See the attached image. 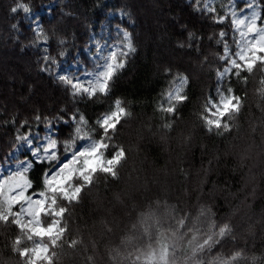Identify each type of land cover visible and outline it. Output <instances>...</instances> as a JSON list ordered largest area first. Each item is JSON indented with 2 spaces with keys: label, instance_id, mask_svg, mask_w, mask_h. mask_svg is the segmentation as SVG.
<instances>
[{
  "label": "clouds",
  "instance_id": "clouds-1",
  "mask_svg": "<svg viewBox=\"0 0 264 264\" xmlns=\"http://www.w3.org/2000/svg\"><path fill=\"white\" fill-rule=\"evenodd\" d=\"M218 2L116 0L105 79L85 66L93 21L77 0H41L55 18L32 38L0 29L20 55L59 49L33 69L56 94L0 96V264H264L262 5ZM34 124L59 129L43 155L24 147Z\"/></svg>",
  "mask_w": 264,
  "mask_h": 264
},
{
  "label": "trees",
  "instance_id": "trees-1",
  "mask_svg": "<svg viewBox=\"0 0 264 264\" xmlns=\"http://www.w3.org/2000/svg\"><path fill=\"white\" fill-rule=\"evenodd\" d=\"M17 2V0H0V29L8 31L12 23H17V29L12 30L14 33L19 34L21 39L25 37L32 38L35 33L32 31V25L27 17V14L19 9L16 13H10V8ZM25 3L28 0H24ZM37 5L41 3V0H33ZM50 0H43V3H49ZM225 6L230 7V0H222ZM98 4V7L95 6ZM116 0H77V5L82 7L84 13L93 21V28L89 35L92 33L97 34L102 26L109 21L108 10L111 8L114 10V5ZM213 4L219 9L220 3L218 0H214ZM262 11L261 15L264 17V0H261ZM45 5H39L35 12H38V17L41 23L50 22L55 17L50 15L49 12H44L43 8ZM53 8L55 6L53 5ZM114 22L120 23L117 17ZM69 26H71V21H69ZM48 28V24L44 25ZM78 28V26H77ZM79 34V29H78ZM91 39L85 38L84 47L90 44ZM76 47L71 49V55L79 56L80 46L79 41L74 42ZM48 47L50 52H55L59 50L53 41H49L48 44L41 43L40 47L36 50L35 55H20L19 52L11 47H0V96H8L10 99H14L16 95L26 91V85L28 82L36 83L38 96L34 97L36 100H41L46 97L53 96L56 94V90L51 84L48 73H39L34 71V63L37 59H40V63H44L41 57L45 54L42 49ZM88 58L91 61V65L85 64V61L81 57L80 60H73V63L85 64L89 69L97 66V63L92 60L90 53L88 52ZM63 64V60H61ZM148 69L142 68L140 70L141 74L147 73ZM46 124H34L31 125V135H43ZM55 135H57L59 129L58 126H53ZM29 126H25L24 131H28ZM53 136V137H54ZM38 138L33 139L35 143L38 142ZM3 144V138L0 137V145ZM25 148L27 146L24 145ZM33 151L28 155L18 156L17 160L28 158L33 164L36 163V159L32 156Z\"/></svg>",
  "mask_w": 264,
  "mask_h": 264
},
{
  "label": "rangeland",
  "instance_id": "rangeland-1",
  "mask_svg": "<svg viewBox=\"0 0 264 264\" xmlns=\"http://www.w3.org/2000/svg\"><path fill=\"white\" fill-rule=\"evenodd\" d=\"M214 0H212L213 3ZM231 6V4H230ZM49 7H53V5H45L43 8L44 12H48V8ZM27 14V13H26ZM27 17L31 23L32 26H34V24L36 23V17H38V12H34L33 15L30 17L29 14H27ZM109 21L107 23H105L102 28L99 30V32L97 34L92 33V39L90 41L89 46L87 47V49H91L90 51H88L91 55V58L93 61H95L97 63V65H102L103 64V59L101 58V54L98 52V48L103 49V55L106 56L110 51H112L118 43V40L115 39V32H114V25L118 24L117 22H114L113 19H111L109 16ZM39 22L41 23V20L39 19ZM109 33L112 34V36L114 37L113 39H108ZM63 65V64H61ZM72 67H75V64L72 65ZM55 70V68H54ZM75 76L80 75L79 73H75L74 71L73 73H69L70 78H74ZM55 135V131L54 129L50 132L48 130V126L45 128L43 135L39 136L36 135L35 137H39L38 138V142L35 143L34 140L32 142L31 146H28L25 144V146H27V148H31L33 150L35 149H39V153L38 155H43L44 154V148L47 145L49 139L53 138V136ZM37 155V153H35V151H33V157L35 158V156ZM28 161H30L28 158L25 159H21V160H17L16 164L18 165L16 170H21L22 167H26ZM0 170H2V168H0Z\"/></svg>",
  "mask_w": 264,
  "mask_h": 264
},
{
  "label": "snow or ice",
  "instance_id": "snow-or-ice-1",
  "mask_svg": "<svg viewBox=\"0 0 264 264\" xmlns=\"http://www.w3.org/2000/svg\"><path fill=\"white\" fill-rule=\"evenodd\" d=\"M130 46V45H129ZM264 50V49H261ZM98 52L101 54L103 59V64L100 65L102 71L98 74L100 79L110 78L111 73L115 71V67L119 65V57L112 51H110L106 56L103 55V49L98 48ZM242 59L245 57L242 55ZM70 84L76 83V81H69ZM50 141V139H49Z\"/></svg>",
  "mask_w": 264,
  "mask_h": 264
}]
</instances>
